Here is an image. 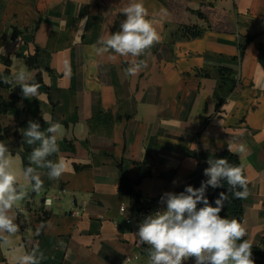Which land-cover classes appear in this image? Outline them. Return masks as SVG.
I'll list each match as a JSON object with an SVG mask.
<instances>
[{"label": "crops", "instance_id": "obj_1", "mask_svg": "<svg viewBox=\"0 0 264 264\" xmlns=\"http://www.w3.org/2000/svg\"><path fill=\"white\" fill-rule=\"evenodd\" d=\"M139 2L160 40L136 58L143 66L133 76L131 57L94 51L120 30L126 0H0V80L9 61L8 78L24 69L39 83L30 98L14 79L0 86L5 100L20 99L15 113L0 114V142L22 169L21 152L38 146L24 142L28 122H59L55 161L67 162L56 179L37 169L43 187L13 208L19 230L0 247V264L35 249L41 264H148L150 246L135 233L152 211L138 214L136 199L119 192L122 178L153 209L224 150L245 166V238L264 249V0Z\"/></svg>", "mask_w": 264, "mask_h": 264}, {"label": "clouds", "instance_id": "obj_2", "mask_svg": "<svg viewBox=\"0 0 264 264\" xmlns=\"http://www.w3.org/2000/svg\"><path fill=\"white\" fill-rule=\"evenodd\" d=\"M121 11L125 19L120 30L100 40L94 51L97 56L108 54L112 61L116 59L112 53L131 57L128 74L135 76L143 66V61L138 62L136 58L158 43L160 36L139 0H126ZM35 75L34 71L20 69L14 78L4 77L2 82L11 85L14 79L15 86L21 87L22 96L30 98L38 94L39 83ZM62 134L59 122L50 123L46 130H41L39 122L30 120L22 133L24 142L28 145L38 142V146L29 155L30 166L22 169L16 167L8 146L0 142V247L9 245V237L19 230L13 208L29 190L38 193L43 187L37 169H47L49 179L59 178L66 172L64 159L55 162L48 159L59 151L57 138ZM208 164L209 167L204 169L208 179L202 181L199 188L189 185L178 194L163 193L159 203L165 207L147 215L138 225L135 236L142 245L150 246L148 264H184L189 260H194V264H254L252 244L244 239L245 227L236 219L220 215L229 194L232 199H246L250 194L243 170L226 159H210ZM21 177L24 183H20ZM225 181L227 192H221L213 206L209 203L207 190L209 187L223 188ZM14 259L15 264H41L44 255L35 249Z\"/></svg>", "mask_w": 264, "mask_h": 264}, {"label": "trees", "instance_id": "obj_3", "mask_svg": "<svg viewBox=\"0 0 264 264\" xmlns=\"http://www.w3.org/2000/svg\"><path fill=\"white\" fill-rule=\"evenodd\" d=\"M186 33L192 36H199L200 32L194 31L193 29H187ZM14 37H16V32L14 33ZM37 58L38 55L30 56L27 58V65L29 68H37ZM261 62L264 65V57H261ZM10 62L7 61V69L4 73L5 77L10 76ZM39 80L42 81L41 74L38 75ZM2 80H0V86L2 87H9V84L3 83ZM20 99L19 97L13 96L9 101L5 100L2 96H0V114H10V113H15L17 105L19 103ZM7 129H2L0 128V141L3 139V137L6 135ZM31 153V150L26 149L24 152H21L22 156V161H23V168L30 166L29 165V155ZM57 153L53 154L52 156L48 157V159L52 160L55 162ZM212 160L214 159H226L228 160L229 163L240 166L243 170V174L246 177V171H245V166L242 163L241 159L239 158L238 155L235 153L229 151V150H224L221 151L220 153L216 154ZM32 166V165H31ZM209 167L208 161L207 162H201L198 164V167L194 174L186 180V182L178 188L176 193L183 192L186 188V186H192L194 188H199L201 185L202 181L207 180L208 178L204 175V169ZM140 182V180L137 182V184ZM135 184H133L128 178L123 177L120 183L119 187V192L121 195L133 197L136 199V209L138 212L141 211H146L148 208H150L151 204L145 203L143 200L142 196L140 193L136 192L134 188ZM228 185L226 181L224 182V187L223 188H216L213 189L211 187L208 188L207 190V197L209 200V203H211L213 206H215L214 201L219 197V194L221 192H227ZM202 205H198V207H201ZM221 217L224 218H234L241 224L243 223L244 220V199H232L231 195L229 194V200L225 204L224 208L222 209L220 213ZM244 239H246L244 237ZM247 240V239H246ZM252 258L254 260V264H263L261 261L256 260V259H264V249H262L260 246L252 244Z\"/></svg>", "mask_w": 264, "mask_h": 264}, {"label": "built area", "instance_id": "obj_4", "mask_svg": "<svg viewBox=\"0 0 264 264\" xmlns=\"http://www.w3.org/2000/svg\"><path fill=\"white\" fill-rule=\"evenodd\" d=\"M159 201H160V200H159ZM159 201L156 203V206H155L153 209L148 208V210L138 212V214H139L140 216H145V215L147 214V212L150 211V210H151L152 213H153V212H155V211H157V210L163 209V208L165 207V205L160 204ZM44 204H45V206H49V205H51V204H52V199H46V200L44 201ZM121 210H122V212L125 211L124 208H122ZM83 211H84L83 208H76V209L72 212V214H73V215L80 216L81 213H82Z\"/></svg>", "mask_w": 264, "mask_h": 264}]
</instances>
